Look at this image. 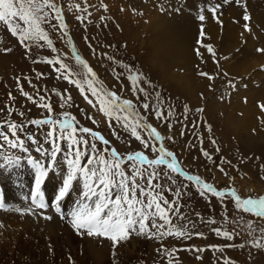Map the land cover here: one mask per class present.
<instances>
[{"label": "rangeland", "instance_id": "1", "mask_svg": "<svg viewBox=\"0 0 264 264\" xmlns=\"http://www.w3.org/2000/svg\"><path fill=\"white\" fill-rule=\"evenodd\" d=\"M54 2L62 7L72 41L69 43L68 36L53 29L51 24L44 23L42 27L48 31L57 50L55 53L46 44L41 48L34 42L31 53L26 54L16 38L0 24V49H12L11 52L0 51V122L11 120L27 125L32 119L48 116L46 109L29 102L21 95L17 84L19 79V85L24 92L34 97L47 96V102H50L53 108V118L62 112L71 113L80 126L101 132L111 141V146L122 154L141 149L139 142L131 138L130 133L115 121L110 128L107 118L87 104L74 85L58 78V74L50 65L32 63L33 59L42 60L58 55L74 73L79 74L83 69L75 61L72 52L74 46L80 57L96 73L97 87H102L104 91H115L122 98L133 100L137 105L145 99L141 94L137 100L128 79V69L122 67L127 65L131 66L133 73L142 75L140 83L149 94L150 109L157 106L156 95L159 94L160 100L164 102L165 114L167 115L170 108L172 116L167 122H161L154 119L150 112L147 114V123L155 126L166 138L169 135L175 137L174 143L166 139L165 146L177 154L186 172L201 177L219 190H235L242 199L264 197V110L261 108V105H264V52L257 51L264 49V0H240L239 3L237 0H230L228 3H224V0ZM209 3L221 4L215 14L216 18L206 10ZM77 4L87 11H77ZM201 6L205 7L203 22L199 20ZM187 9H191V13ZM246 12L250 16L247 22L243 19ZM78 16L84 17L83 23L77 19ZM180 18L184 21L183 27L190 24L194 29L193 56L190 58L192 63H189V55L181 51V44L172 37L175 33L169 29V23ZM55 23L57 22L53 20L52 24ZM246 23L251 31L245 29ZM201 25L205 34L203 38ZM198 40H202V44H198ZM155 41L160 43L161 49L153 48ZM203 45H212L215 56ZM169 46L172 53L168 51L171 53L168 57L174 62L173 66L169 65L168 58L161 54ZM197 48L200 55L196 52ZM201 72L208 73L213 79L200 75ZM37 73L44 75L38 78ZM230 82L235 85L234 88ZM57 92L70 94L71 106L65 104L61 107V97L55 94ZM9 106L12 108L11 115L8 112ZM137 110L142 116L145 115L142 107ZM21 112L24 113L23 117L19 115ZM89 115L95 118V124L88 119ZM208 125L211 126V133L207 131ZM47 131L48 126H27L23 132L18 133L24 139L28 153L7 148L6 145L0 149V168L6 169L9 164L12 169L23 167L25 171L24 180H12L11 189L16 190L15 196L13 194L12 197L16 200L11 197L4 201L5 210L13 215L9 214L7 221H12L11 218L23 219L16 226L15 232L12 227L0 223V264H29L18 260V255L16 257L19 241H31L25 230L37 235L44 231L48 235H65L66 231H72V234H69L72 237L80 235L74 232L71 226L67 228L60 224L59 220L56 222L58 215L52 211L40 210L31 203L36 173L29 163V155L48 164L47 158L36 151L41 145L50 148L45 142ZM113 131L118 137L113 135ZM33 135L40 142L39 145L28 140V136ZM201 136L202 143L199 139ZM213 139L216 141L215 145L210 142ZM61 147L64 148L65 145ZM97 147L103 149L104 146L97 142ZM217 147L219 151L216 150ZM201 148L209 152L212 159L202 156ZM6 157H15L18 161L13 159L9 162ZM57 162L58 167L49 172L42 184V191L48 200L45 202L51 206L53 201L49 200L48 189L53 183L61 184L67 171L62 154L57 157ZM20 165L21 168H16ZM124 167L125 170L128 169V165ZM220 167H223L224 172L219 170ZM159 171L160 183L166 189H172L171 192H163L167 200H173V194L177 188L180 189L179 215L172 217V223L183 225L191 234V238L168 236L158 240L133 234L129 240L115 248L114 257L112 242L108 239L80 235L82 243L87 242L86 244L90 247L92 245L91 249L94 250V254L86 258L90 257L92 262L96 258L94 264H169L170 257L163 251H158L168 249L174 251L172 264H224L225 259L230 264H264V247L252 246L257 239L264 245V239H261L264 236V219L238 210L234 198L230 195L223 201L216 197L201 196L194 183L174 176L176 184L173 185L163 174L165 170L162 168ZM6 173L7 171L0 170V177ZM52 176L56 179L53 180ZM46 185H49V188ZM58 187L60 185L57 183ZM72 196L81 198L77 189L73 191ZM64 206L71 210L70 204L65 203ZM66 207L63 208L64 215L70 213ZM44 216H50L51 219H45ZM208 220H214L215 223L209 224ZM148 223L150 225L151 221ZM212 229L232 233L234 239L228 240L219 236ZM17 233H22L21 240L17 238ZM196 233H203V236ZM134 243L136 245L132 252ZM66 249L70 251L69 248ZM195 249L203 251L197 252ZM68 250H64L66 254H58L56 260L45 261V264H77L78 258L69 256Z\"/></svg>", "mask_w": 264, "mask_h": 264}, {"label": "snow or ice", "instance_id": "2", "mask_svg": "<svg viewBox=\"0 0 264 264\" xmlns=\"http://www.w3.org/2000/svg\"><path fill=\"white\" fill-rule=\"evenodd\" d=\"M86 2V0H85ZM230 0H224L228 3ZM240 0H237L239 3ZM77 11H87L76 6ZM221 4L215 5L209 3L207 11L216 18V12ZM179 9H177L178 11ZM199 20H205V7L201 6ZM77 19L83 23L84 17L78 16ZM243 19L247 22L250 16L245 13ZM55 20L57 23L52 24ZM51 24L53 29L62 32L69 37V43H72L71 37L67 31L68 25L63 17L62 7L57 6L54 0H0V24L4 25L7 31L16 38L18 44L25 49L26 54L31 53L34 42L43 48L46 44L54 53L57 51L49 33L42 25ZM245 29L251 31L248 24ZM203 25H201V38L204 37ZM43 43H39V42ZM202 44V40L197 41ZM208 52L215 56L212 45H203ZM0 51L11 52V48L0 49ZM257 51L264 52V49ZM75 61L81 66V73H74L68 64L64 63L58 55L52 58L45 57L33 59L32 63H45L50 65L58 74V78L66 80L74 85L85 99L87 104L97 109L106 118L109 127H112L113 121L119 124L125 131L130 133L131 138L135 139L141 145V149L129 153H120L115 147L111 146L108 140L101 132L79 125L76 117L71 113L62 112L59 116L53 118V108L50 102H47V96L34 97L24 92L19 85L21 95L29 102L36 104L40 108L47 110L48 116L43 119H32L28 124L16 123L11 120L0 122V149L5 145L10 149H18L28 153L29 149L25 147V141L18 133L23 132L27 126L43 128L48 126L45 134V142L50 148H44L42 145L36 148L41 156L47 158L48 164L44 161L32 158L29 155V163L35 169L34 187L31 193V203L40 209H46L48 204L45 202V196L42 191V184L49 175L58 167L57 157L63 155L67 165V171L62 179L60 187L55 196V213L66 219L71 227L80 235L89 237H102L112 242L113 256L115 257V248L122 242L131 238L133 234L144 236L146 238H156L162 240L164 237L175 236L177 238H191V234L183 225L172 223V217L179 215L180 189L177 188L173 194V200H167L163 192H171V188H165L160 183V169H164V175L175 185L174 176H180L183 179L194 183L201 196L216 197L223 201L227 196L234 198V203L238 210L250 213L258 218L264 219V197H249L242 199L235 190H219L213 184L204 181L197 175L190 174L184 170L177 154L165 146V140L175 142V137L169 135L163 136L155 126L147 123V114L151 112L154 119L161 122H167L172 116L169 108L165 114L164 102L160 100L159 94L156 95L157 106L150 109L148 101V92L140 83L143 79L140 73H133L131 66L122 65L128 69V79L132 85L133 92L137 95H143L145 99L138 105L133 100L124 99L115 91H104L102 87L96 85V73L91 66L80 57L75 47L72 48ZM198 55L199 48L196 49ZM111 59V57H109ZM218 63V62H217ZM43 73H37L38 78L43 77ZM200 75L213 79L208 73L201 72ZM119 79V76L117 77ZM31 84V81H29ZM150 83V82H148ZM231 87H235L230 82ZM61 97V107L65 104L71 106L72 97L70 94L55 93ZM10 98H11V94ZM138 107L144 109L145 115H141ZM264 110V105H261ZM187 111V109H186ZM203 111V109H200ZM9 115L12 113L11 106L8 107ZM21 117L24 113H19ZM93 124L96 120L88 116ZM196 125H193L195 127ZM207 131L211 133V126H207ZM113 135L118 134L113 131ZM183 135V133H181ZM90 138V139H89ZM201 143L203 137H199ZM33 144L39 141L35 136H28ZM97 142L104 147H97ZM213 145L216 141H210ZM61 145H65L64 148ZM219 151V148H216ZM201 155L207 159H212L211 154L201 148ZM85 157L87 159L85 160ZM11 162L15 157H6ZM124 165H128L125 170ZM219 170L224 172L223 167ZM129 172L131 175H129ZM227 173H225L226 175ZM77 181L82 183L81 198L75 202L70 213L64 215L62 201H64L74 189ZM139 181V182H138ZM186 187V186H185ZM139 193V195H137ZM5 207L3 196L0 195V209ZM45 219H51L50 216H44ZM183 219V217H180ZM149 221L151 224L149 225ZM159 221V222H158ZM207 223H215L214 220H208ZM249 227H251L249 225ZM155 229V231H152ZM217 235L223 236L228 240L234 239L232 233L221 229H212ZM203 236V233H196ZM264 239V236L261 237ZM254 247H264L257 239ZM215 247V246H213ZM192 250V249H189ZM222 251V249H217ZM170 257L169 264H172L174 251L168 249H158ZM200 252L202 249H195ZM199 258V257H198ZM224 264H230L225 259Z\"/></svg>", "mask_w": 264, "mask_h": 264}, {"label": "bare ground", "instance_id": "3", "mask_svg": "<svg viewBox=\"0 0 264 264\" xmlns=\"http://www.w3.org/2000/svg\"><path fill=\"white\" fill-rule=\"evenodd\" d=\"M187 10L189 11V13H191V9H187ZM183 15L185 16V13ZM182 20L183 19L180 18L179 20H176V21L174 20L172 23H169L170 24L169 25V29H170L171 32L175 33V34L172 35V37H174L175 40L181 44L180 45L181 51L182 52L185 51L186 54L189 55V61H190L189 63H192L193 61L190 58L193 56L192 52H193V47L194 46L192 47V43H193L194 39L192 37L194 35V29L192 28V25H190V24L186 25V27H183L184 21H182ZM153 48L154 49H161L162 46L160 45V43L158 41H155ZM167 49L162 51L161 54L164 55L165 57H167L168 60H169V65L173 66L174 62H172L170 57H168V54L172 53V49H171L170 46ZM168 51H170L171 53L168 52ZM173 59H175V58H173ZM245 114H246L245 116L248 117L247 113H245ZM10 166L11 165L8 164L6 169L5 168H0V170L7 171L5 176L0 177V195L3 196V200L4 201H6L7 198H11L12 195L14 193H16L15 192L16 190L13 189L14 190V192H13V190L11 189V187H13L12 180L13 179H15V180L17 179L18 181L19 180H24V177H25L24 176L25 175V171L23 170V167L21 168L22 165L16 167V168H21V169H15V168L12 169V167L10 168ZM51 178L53 180L56 179L54 176H52ZM24 183H25V181H24ZM57 183L59 185H61L59 182H57ZM57 183L51 184V188H49V185L48 186L46 185V187H48L49 188L48 190L50 191L49 200L53 201V205L52 206L55 205V196L57 194V189L59 188V187L57 188ZM81 186H82L81 182L78 181V182L75 183L74 189H73V191L75 189H77V192L79 193L80 196H81V191H82ZM73 191L71 192L70 196H68L65 199L67 201H62V208L66 207V206H64L65 203H66V205L70 204V209L71 210H68V208L66 207L67 211H69V212L72 211V209H73V207L75 205V202L77 200H79L78 198H75V197L72 196ZM14 196H15V194H14ZM14 196L11 198L12 200H16L14 198ZM45 199H46L45 201H48L46 197H45ZM8 206H10V205L8 204ZM5 209L6 208L0 209V223H1V225L4 224V226H5V224H6V225L12 227V231L15 232V229H17L16 226L20 222H22L23 218L22 219H18V218L13 219V218H11L12 219V221L10 220L11 222L7 221V220H9V218H8L9 214L11 216H13V215H12V213H10L9 211H7ZM2 210H4V211H2ZM15 213H14V215H17ZM55 219H56L55 220L56 222H57V220H59L60 224H62L64 227L69 228L71 226L70 223L66 219H64V218H62L60 216H57ZM52 222H53V220H52ZM51 228H52V226H51ZM55 229H57V228H55ZM25 231L27 233V236H29V238H31V241H29L28 239H26L24 241H19L20 245L17 247L18 250L16 251L17 252L16 257H17V255L19 256V257H17V259L22 261V262H28L29 264H45V261L48 262V261H51V260H56V257L58 256V254H61V253L66 254L65 251L68 250L66 248L70 249V251L69 250L67 251L69 256L74 257V258H78L79 261H78L77 264H94V262L96 260V258H95V259H93V262H92V261L89 260V259H91L90 257H89V259L86 258L87 256H90V254L91 255L94 254V250L91 249L92 245L90 247V246H88L86 244L87 242L86 243L83 242L84 245L81 246V244H83V243H82V240H80L81 239L80 235L77 236V237L76 236L72 237L71 235H69L72 231L71 232L66 231L65 235H60V236H58L57 233L56 234L55 233H52V234L50 233L51 235H48V234H46L47 232H45V231H44V233L40 232V234H38V235L36 233H33L34 234V236H33V234H31L29 230H25ZM58 231H59V229H58ZM74 232H76V231H74ZM74 232H73V234H74ZM37 233H39V232H37ZM22 237H23L22 233H17V238L19 240H21ZM78 244H80V246ZM135 245H136V243H134L133 247L131 248L132 252L134 251ZM73 248H74V250H73ZM50 251H52V252H50ZM22 256L23 257L24 256H28V257L27 258H22ZM97 261H99V260H97ZM126 264H127V262H126Z\"/></svg>", "mask_w": 264, "mask_h": 264}]
</instances>
